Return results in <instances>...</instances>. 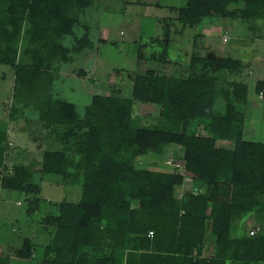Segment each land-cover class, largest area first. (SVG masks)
I'll return each instance as SVG.
<instances>
[{"label":"trees","instance_id":"obj_1","mask_svg":"<svg viewBox=\"0 0 264 264\" xmlns=\"http://www.w3.org/2000/svg\"><path fill=\"white\" fill-rule=\"evenodd\" d=\"M93 3L0 0V65L14 73L9 120L35 111L46 134L61 143L43 150L39 168L13 165L1 175V186L23 193L32 214L42 194L38 173L81 185L77 201L63 199L58 214L42 219L47 241L25 237L12 255L32 261L41 246L34 264H264V142L244 137L246 112L239 104L248 103V82L227 79L246 63L194 53L187 76L155 69L129 74L131 97L119 88L95 93L80 113L53 89L61 64L94 48L87 22L81 37L64 44ZM172 9L174 17L159 19L163 37L141 43L162 46L152 58L163 64L174 63L172 33L208 17L242 19L255 32L252 38L264 39V0H187ZM143 56L140 49L138 59ZM255 91L264 97V80L256 81ZM141 104L154 111L140 114ZM9 137L1 123L0 168L6 170ZM171 146L182 151V167L158 169L157 158ZM149 156L148 166L137 164ZM255 213L256 234L250 235L252 227L234 236L237 221ZM0 264H12L11 254H1Z\"/></svg>","mask_w":264,"mask_h":264},{"label":"rangeland","instance_id":"obj_2","mask_svg":"<svg viewBox=\"0 0 264 264\" xmlns=\"http://www.w3.org/2000/svg\"><path fill=\"white\" fill-rule=\"evenodd\" d=\"M186 1L94 0L91 7L81 16V24L75 27V36L68 35L64 40V44L70 47L75 42V37L82 36L84 32L82 23L87 22L90 25L94 48L73 54L72 62L61 64L59 77L54 83V97L75 103L78 111L83 113L95 93L109 94L119 88L124 97H131L132 81L129 74L155 69L162 74L187 76L194 53L214 60L231 56L240 58L247 64L255 58L264 59V39L252 38L255 32L248 29L246 21L215 16L208 17L198 26H187L183 32L172 33L169 48V56L174 62L172 65L155 61L152 52L159 53L162 46L149 45L141 48V43L149 42L153 36L163 37L162 28L157 24L156 18L174 17L175 11L172 6L181 7ZM156 3L159 6H156ZM260 23L264 24L263 21ZM177 28H181L179 22ZM236 46L241 47L236 50ZM140 49L144 52V56L139 60ZM200 66L201 63L198 64V67ZM257 66L258 68L254 67V69L250 65L251 68L246 66L240 75L227 73V79L248 82L250 104H239L240 107H245L246 112L244 137L248 140L264 142V99H259L255 91L256 81L264 79V73L260 65ZM80 70H84L86 74L80 75ZM13 84L12 68L0 65V124L8 125L11 132L10 139L15 144L7 163L9 166L24 164L39 168L43 150L58 149L61 143L56 141L51 145L47 142L43 124L39 123L35 111L26 113L28 121L26 117L15 121L9 120ZM222 106L223 103L220 102V107ZM153 111V107L139 105V112L142 115ZM142 124L152 125V120L142 118ZM224 145L233 146L231 142H224ZM168 150L166 155L157 158L158 169L169 170L176 166L168 164L167 160L182 163L180 149L171 146ZM144 158L146 157L137 160L139 166H148L150 163L148 159L152 156ZM36 177L42 185V194L40 207L35 213L28 214L23 193L4 189L0 194V254L12 255V248L19 247L25 237L33 238L39 245L43 244L47 241V233L44 231L42 219L48 214H58V204L63 199L77 201L80 198V182L74 180L73 184L63 183L61 176L53 174L41 177L38 173ZM242 219L236 223L237 232L258 225L256 215L244 216ZM236 231L233 234L238 235ZM37 250L34 262L37 258L40 259L42 247H38ZM13 259L17 258L13 255ZM18 261L25 263L23 260Z\"/></svg>","mask_w":264,"mask_h":264},{"label":"crops","instance_id":"obj_3","mask_svg":"<svg viewBox=\"0 0 264 264\" xmlns=\"http://www.w3.org/2000/svg\"><path fill=\"white\" fill-rule=\"evenodd\" d=\"M156 6H159V4L158 3H156ZM157 20V24H159L158 22H159V18H156ZM160 26V25H159ZM237 48H235L236 50H239L240 49V47L241 46H236ZM260 58H258V59H256L255 58V60L253 59L250 63H246V65L249 67V65L250 66H252V68L254 69V67H256V68H258V66L257 65H260L259 67H261V69H262V71H263V73H264V59H260ZM257 60H259V61H257ZM171 65L173 64V63H170ZM249 68H251V67H249ZM258 80H264V79H258ZM248 96H249V94H248ZM258 97H259V99H262L261 97H260V95L258 94ZM263 99H264V97H263ZM248 103L250 104V101L248 100ZM253 103V105H255V103L254 102H252ZM28 119V118H27ZM13 121H15V120H13ZM28 121V120H27ZM44 131V130H43ZM43 133V132H42ZM46 133V132H45ZM9 136H11V132H10V128H9ZM46 137H47V142H49V144H55L56 143V141H55V139L54 138H52V137H50L49 135H47L46 134ZM9 139H10V137H9ZM10 141H11V139H10ZM12 142V141H11ZM14 143L12 142V148L14 147ZM12 151H13V149H11V152H10V157H11V154H12ZM6 163H7V161H6ZM30 164V163H29ZM7 165H8V163H7ZM11 168H13V166H9L8 165V169L6 170L5 168H0V194L2 193V190H4V189H6V188H3L2 186H1V175L2 174H6V173H9L11 170ZM7 190H9V189H7ZM10 191H12V190H10ZM25 197V196H24ZM27 203V202H26ZM252 215H256V214H252ZM256 217H257V215H256ZM236 231V230H235ZM237 232V231H236ZM234 233V232H233ZM237 233H241V232H237ZM238 234V235H239ZM234 236H237V235H235V234H233ZM12 250H13V248H12ZM11 254V253H10ZM1 255V254H0ZM12 256V264H34V261L32 260H23L25 263H20L18 260H22V259H19V258H17L16 260H14L13 259V255H11Z\"/></svg>","mask_w":264,"mask_h":264},{"label":"built area","instance_id":"obj_4","mask_svg":"<svg viewBox=\"0 0 264 264\" xmlns=\"http://www.w3.org/2000/svg\"><path fill=\"white\" fill-rule=\"evenodd\" d=\"M260 97L263 98V93L260 94ZM168 164H175L177 167H181L182 165L179 163H173L172 160L168 161ZM259 228L254 227L250 230V235H255ZM150 235L153 236V231H150Z\"/></svg>","mask_w":264,"mask_h":264}]
</instances>
